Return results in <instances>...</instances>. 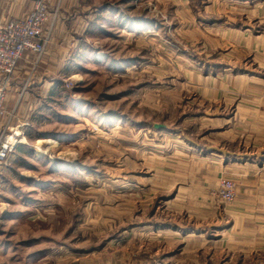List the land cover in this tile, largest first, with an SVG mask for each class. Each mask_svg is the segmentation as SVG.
<instances>
[{"label":"rangeland","instance_id":"rangeland-1","mask_svg":"<svg viewBox=\"0 0 264 264\" xmlns=\"http://www.w3.org/2000/svg\"><path fill=\"white\" fill-rule=\"evenodd\" d=\"M255 6L264 0L58 4L74 68L61 74L42 62L49 12L43 54L5 91L2 115L33 122L2 130L25 142L0 165V264H264V207L230 216L233 200L211 185L205 147L220 137L205 132L219 110L196 85L227 62Z\"/></svg>","mask_w":264,"mask_h":264},{"label":"crops","instance_id":"crops-1","mask_svg":"<svg viewBox=\"0 0 264 264\" xmlns=\"http://www.w3.org/2000/svg\"><path fill=\"white\" fill-rule=\"evenodd\" d=\"M70 1L49 0L52 30L42 62L48 61L55 66V71L59 74L65 73L64 71L70 72L69 70L73 68L66 63L69 61V49L64 41L68 32L64 28L68 25L69 29L70 25L60 16L61 14H56L53 19V11L58 4L63 11ZM32 2L33 0H0V22L24 19L31 9ZM50 26L45 25L44 31L50 29ZM88 26L86 22L84 29ZM243 26L233 33L238 36V41L225 47L224 55L227 62L217 66L212 64V72L202 75V79L196 84L201 98L213 109L217 107L219 110L214 114H208L212 124L205 132L220 137L218 145L206 146L205 151L209 166L217 172L216 177L211 178V185H215L217 189L220 171L226 176H233L234 199L230 204L223 203L221 208L230 216L238 214L237 211L248 206L252 208L255 206V209L261 208L260 205L264 207V11L260 6H255L251 10L249 23H244ZM238 27L239 24L234 26ZM32 57L33 53L25 51L17 61L9 93L17 91L24 83L21 75L28 72L29 67H33L29 62ZM58 81L48 84L43 81V85L57 87L60 85ZM49 91L55 93L52 92V88ZM5 109L0 118V133L6 126L18 127L25 118L31 120L29 114L23 117L18 111L19 108L16 112L15 107L11 111H7V107ZM42 115L44 116L43 113L39 116ZM25 131L27 132V129ZM254 200L256 202H253Z\"/></svg>","mask_w":264,"mask_h":264},{"label":"built area","instance_id":"built-area-1","mask_svg":"<svg viewBox=\"0 0 264 264\" xmlns=\"http://www.w3.org/2000/svg\"><path fill=\"white\" fill-rule=\"evenodd\" d=\"M49 21V11L46 0H33L31 9L24 19H11L0 22V116L3 113L5 91L9 85L17 61L22 54L31 52L41 56L46 44V34L43 26ZM0 135V165L5 164L9 154L16 145L23 144L19 133ZM235 184L230 178H222L216 189V195L223 202L234 199Z\"/></svg>","mask_w":264,"mask_h":264},{"label":"bare ground","instance_id":"bare-ground-1","mask_svg":"<svg viewBox=\"0 0 264 264\" xmlns=\"http://www.w3.org/2000/svg\"><path fill=\"white\" fill-rule=\"evenodd\" d=\"M41 142H43V143H45V144H51V143H55L54 141H52V140H50V139H46V140H43V141H41ZM39 143H40V141H39ZM52 147V146H51ZM44 148V147H43ZM45 148H47V147H45ZM41 149V148H37L36 149V153L37 154H42V153H44V151H46V149ZM48 149V148H47Z\"/></svg>","mask_w":264,"mask_h":264},{"label":"water","instance_id":"water-1","mask_svg":"<svg viewBox=\"0 0 264 264\" xmlns=\"http://www.w3.org/2000/svg\"><path fill=\"white\" fill-rule=\"evenodd\" d=\"M153 127L156 129H160L162 127V125L154 124Z\"/></svg>","mask_w":264,"mask_h":264}]
</instances>
